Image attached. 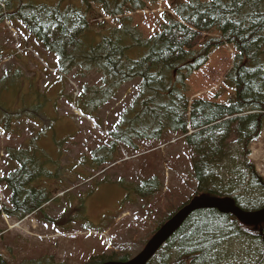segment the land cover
Here are the masks:
<instances>
[{"label": "trees", "instance_id": "16d2710c", "mask_svg": "<svg viewBox=\"0 0 264 264\" xmlns=\"http://www.w3.org/2000/svg\"><path fill=\"white\" fill-rule=\"evenodd\" d=\"M65 1L47 6L34 0H0V28L5 21L24 28L54 57L60 76H69L77 69L84 74H101L100 85L89 89L100 101L95 110L112 100L124 85L138 82L137 94L120 111L115 128L108 127V142L96 139L91 161L92 168L103 166V173L119 164L132 167L128 176L137 174L142 186L135 189V194L148 201L153 199V228L139 243V250L197 196L231 198L244 212L264 209V178L249 161L250 146L264 127V0H256L255 6L238 5L239 16L229 15L226 9L216 12L206 7L211 1L177 4L173 8L175 18L169 16L161 32L148 39L132 27L129 17H121L117 28L92 33L88 19L91 6L100 5L105 15L119 17L127 10L142 11L147 3L160 0H73L66 5ZM250 10L252 18L247 24L251 27L233 23ZM213 31L220 38L208 39L196 50L203 34ZM223 45L235 51L224 81L235 91L234 98L228 104L202 99L190 103L186 97L187 78L206 64L213 49ZM35 93L43 101L44 91L35 89ZM44 103L37 101L36 110H41ZM36 110L32 111L35 116ZM40 116H44L43 111ZM174 139V146L183 142L184 158L195 180L188 196L161 188L162 173L171 158L166 160L159 147ZM117 149L121 154L136 155L135 160L115 158ZM10 153L14 164L20 165L0 178V185L10 194L7 204L0 208V221L2 215L15 221L39 216L57 190L46 183L37 185L49 175L39 161L43 154L31 149L14 151L16 156ZM183 195L185 200H179ZM75 220L65 212L48 222L58 227ZM137 228L133 225L125 230L122 239L133 241L139 233ZM4 232L0 228V241L5 239ZM19 249L26 252L19 264H64L35 245L17 247L14 252ZM5 250L13 255L12 248ZM248 250H264V223L250 227L216 209H199L189 214L161 247L156 264H244L245 257L252 264ZM133 255L129 247L103 248L80 264L124 263ZM0 264H10L1 251ZM257 264H264V258L257 256Z\"/></svg>", "mask_w": 264, "mask_h": 264}, {"label": "rangeland", "instance_id": "374dc122", "mask_svg": "<svg viewBox=\"0 0 264 264\" xmlns=\"http://www.w3.org/2000/svg\"><path fill=\"white\" fill-rule=\"evenodd\" d=\"M34 1L47 6L58 2ZM72 2L73 0H66L64 4ZM181 3H186V0H160L147 3L142 11L127 10L119 17H109L104 14L100 5L93 4L88 16L90 29L94 34H101L119 27L121 17H129L132 27L144 39H148L161 32L163 26L167 25L169 16L174 18L173 8ZM11 25L8 28L4 24L0 28V178L14 164L10 152L16 156L14 151L29 152L30 147L37 146L42 150L43 157L39 161L44 173H49L38 180L37 185L46 183L51 189L57 190L39 216L26 217L21 223L9 218L7 222L1 219L0 228L5 231V239L0 241V251L10 264H19L26 254L21 249L14 252L17 247L25 246L27 249L32 245L53 254L56 262L64 264H80L88 256L98 254L107 247L108 242V248L121 245L120 247H129L131 254L136 255L140 249L139 243L153 228L150 204L153 199L149 198L148 201L135 194V189L142 186L137 187L140 184L137 174L128 176L132 167L119 164L115 169L103 173V166L92 168L91 158L92 152L97 148L94 140L108 142L105 137L108 125L111 127L118 122L120 111L137 94L138 82L124 85L112 100L95 110L100 101L96 100L89 89L100 85L101 74L96 71L84 74L78 69L69 76L53 73L54 57L47 54L20 25ZM217 38L219 34L216 31L203 34V41L196 50L201 49L208 39ZM23 47L28 49L27 54L22 53V56L16 57L15 49ZM234 55L235 51L229 45L211 51L206 64L185 82L189 101L202 99L228 104L234 98L235 91L224 83L232 68ZM28 85L43 91L45 87L52 86L44 91L42 99H47L39 107L45 112L53 103L54 114L48 121L32 113L36 110L37 98L34 89H27ZM83 85L89 88L84 89ZM6 130L13 140L5 137ZM250 151L249 161L264 178V127ZM164 153V158L167 160L170 157L171 160L162 173V190L171 188L174 192L188 196L195 180L184 158V144L179 143ZM121 156L117 149L115 158ZM63 193L65 194L61 196ZM9 195L3 185H0V208L7 204ZM185 198L183 195L178 199L183 201ZM65 212H70L76 219L72 224L57 227L48 222L59 219ZM129 224H140L137 228L139 233L136 232L133 241L122 239V235L126 234L125 230L130 228ZM6 247L12 248L14 256L5 253ZM157 258L158 255L151 263L156 264Z\"/></svg>", "mask_w": 264, "mask_h": 264}, {"label": "water", "instance_id": "95a60500", "mask_svg": "<svg viewBox=\"0 0 264 264\" xmlns=\"http://www.w3.org/2000/svg\"><path fill=\"white\" fill-rule=\"evenodd\" d=\"M199 209H216L220 213L234 216L243 225L256 227L264 222V209L255 212H244L238 209L231 198H212L201 195L193 198L189 204L180 209L169 219L148 241L144 249L131 260L119 263L108 262L104 264H147L162 245L180 227L186 217Z\"/></svg>", "mask_w": 264, "mask_h": 264}, {"label": "snow or ice", "instance_id": "6c2138e0", "mask_svg": "<svg viewBox=\"0 0 264 264\" xmlns=\"http://www.w3.org/2000/svg\"><path fill=\"white\" fill-rule=\"evenodd\" d=\"M186 3H194L198 5V0H186ZM247 3H252L253 6H255L256 0H211V3H209L206 7L211 8L212 10L216 12H221L223 10H227L229 15L239 16V11L237 6L238 5H244ZM50 15V13H49ZM161 16L163 17V13H161ZM262 19H264V14H261ZM252 18V10H250L247 13H244L241 18H239L237 21H234L233 23H239L241 26H244L247 24V21L251 20ZM248 27H251V24H247ZM123 27V25H121ZM261 30H264V25L261 26ZM23 35V33H21ZM27 39V37H25ZM115 128V125L113 126ZM248 256L252 257V264H257V256L260 258H264V250H261L259 253H256L253 250H248L247 252ZM213 261L216 260V257H211ZM232 259H235L233 257ZM244 264H248V259L245 257Z\"/></svg>", "mask_w": 264, "mask_h": 264}, {"label": "crops", "instance_id": "0c3cea01", "mask_svg": "<svg viewBox=\"0 0 264 264\" xmlns=\"http://www.w3.org/2000/svg\"><path fill=\"white\" fill-rule=\"evenodd\" d=\"M32 89H35V87L34 86H32L31 87ZM50 88H52V86L51 87H45L44 89V91H46V90H48V89H50ZM27 89H29V87L27 88ZM41 91H43L42 89H40ZM47 96H49L48 94H47ZM50 97V96H49ZM51 102H52V100H51ZM49 108H47V111H45V113L47 114V115H49L50 117H52L53 116V103L50 105V109L48 110Z\"/></svg>", "mask_w": 264, "mask_h": 264}]
</instances>
